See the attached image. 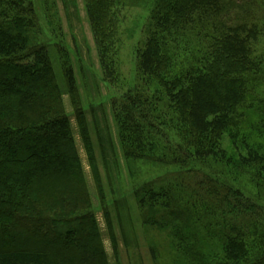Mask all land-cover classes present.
<instances>
[{"label": "trees", "instance_id": "1", "mask_svg": "<svg viewBox=\"0 0 264 264\" xmlns=\"http://www.w3.org/2000/svg\"><path fill=\"white\" fill-rule=\"evenodd\" d=\"M116 1L83 0L110 86L120 78ZM149 1L134 81L110 102L123 158L177 169L134 194L143 225L166 231L179 264H264V205L216 167L247 173L264 203V0ZM35 19L29 0H0V264H108L93 216L77 212L89 203L81 159ZM60 65L99 183L73 70ZM93 131L109 152L107 128Z\"/></svg>", "mask_w": 264, "mask_h": 264}, {"label": "rangeland", "instance_id": "2", "mask_svg": "<svg viewBox=\"0 0 264 264\" xmlns=\"http://www.w3.org/2000/svg\"><path fill=\"white\" fill-rule=\"evenodd\" d=\"M29 1L35 12L38 31L36 39L48 45L47 51L51 64L58 85L63 91L62 108L70 119L81 159L85 193L89 197V203L77 210L78 215L93 216L108 264H179L174 259L166 231L143 225L144 219L136 206L134 195L148 182H154L156 185L166 183L168 180L166 177L177 169L144 161L125 160L115 141V128L110 110L111 99L132 86L134 81L135 51L142 46L146 37L144 26L151 7L150 1H116L114 8L118 13L116 18L119 21L118 73L120 78L115 86H110L102 79L83 0ZM259 44L261 52L264 53V39ZM58 48L64 53L60 54ZM61 57L73 70L78 91V99L75 103L80 104L84 110L95 151L99 183L95 180L80 140L71 100L65 93L60 65ZM95 125L103 129L105 137L104 129L107 128V135L110 133L113 140V147L109 148V152H103L105 154L98 146L93 131ZM226 146L230 155L232 152L227 144ZM216 167H222L219 170L226 173L225 176L218 175L219 179H226L228 184L239 190L244 197L264 205L256 198L257 193L247 173L246 176H233L237 173L232 168L223 165ZM74 215L75 213L71 216ZM28 227V230H32L34 226ZM39 237L45 238L46 235L40 230L38 237L29 239L32 242L43 240L38 239ZM113 243L116 245L115 250Z\"/></svg>", "mask_w": 264, "mask_h": 264}]
</instances>
